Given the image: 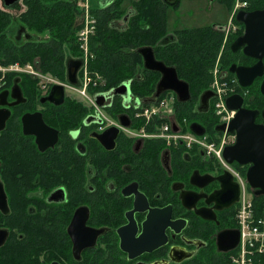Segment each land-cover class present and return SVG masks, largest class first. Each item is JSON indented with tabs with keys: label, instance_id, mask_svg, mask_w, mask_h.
<instances>
[{
	"label": "flooded vegetation",
	"instance_id": "obj_1",
	"mask_svg": "<svg viewBox=\"0 0 264 264\" xmlns=\"http://www.w3.org/2000/svg\"><path fill=\"white\" fill-rule=\"evenodd\" d=\"M1 3L8 7L20 0ZM243 3L238 10L229 9V23L235 20L239 29L236 39L245 32L244 25L236 20L237 14L264 9V0ZM229 23L195 29L211 28L225 34ZM231 47L232 54L244 55L243 49L233 52ZM226 53L221 48L217 64L222 63ZM247 59V64L239 66L257 63ZM228 72L224 79L231 81L234 91L226 99L236 94L244 97L243 107L259 111L254 122L264 126V77L243 88ZM8 75L15 74H6L0 86V94H8L0 98V115L5 118L0 130V264H185L202 253L227 254L219 248V237L225 232L239 233L240 240L243 193L251 192L253 197L248 199L254 212L253 201L264 195L257 196L258 189L247 182L252 164L228 163L224 157L225 149L238 140L228 131L236 112L230 122L224 121L216 113L213 90L206 91L214 94L207 111L200 109L202 95L197 101L200 113L215 118L213 133L199 119H179L177 101L173 116L180 122L179 130L197 140L215 144L226 135L228 144L220 157L183 140L169 144L160 138L131 136L129 128L139 127L142 120L133 118V107L124 98L113 95L103 105L97 103L101 113L69 98L66 89L63 99L50 97L54 86L40 87L41 92H37L32 79L19 78L27 74L15 76L9 86ZM16 85L21 97L14 98ZM132 99L136 102L134 108L143 105L140 99ZM120 103L123 111L110 113ZM123 116L128 118V126L122 123ZM195 124L204 134L192 131ZM223 126L224 131L217 130ZM148 141L165 146H151ZM73 234L82 249H75ZM131 234L134 240L140 238L133 259L121 247L122 238L129 239ZM146 248L153 250L143 252ZM190 254L193 256L180 263L172 260V255L180 259Z\"/></svg>",
	"mask_w": 264,
	"mask_h": 264
},
{
	"label": "trees",
	"instance_id": "obj_2",
	"mask_svg": "<svg viewBox=\"0 0 264 264\" xmlns=\"http://www.w3.org/2000/svg\"><path fill=\"white\" fill-rule=\"evenodd\" d=\"M84 1L22 0L23 5L16 13L12 10L18 3L7 7L0 2V65H31L57 81L68 82V61L80 59L83 55L78 32L82 29L83 10L80 3ZM96 1L101 4L96 8L90 2L91 14L96 23L89 42L88 69L91 76L99 78V83L89 88L91 94L112 93L122 85L129 84L132 96L149 106L161 75L145 69L139 51L153 48L156 59L175 68L179 79L189 85L191 100L182 103L176 98L179 119H199L213 133L212 121L215 118L200 113L197 101L208 91L213 80L224 34L208 28L176 31L170 35L167 20L170 6L164 0H129L128 8L124 7L126 0ZM218 1L228 6L232 2ZM15 21L19 23V35L14 40L8 30ZM31 34H35V37ZM20 39L23 41L19 42ZM232 55L234 57L225 54L221 61L224 66L234 62L236 55ZM238 59L248 60L244 55ZM23 76L32 79L37 92H41L38 80L28 75L19 78L23 79ZM14 77L7 76L9 86ZM68 97L79 100L70 94ZM115 107L110 113L123 111L121 103ZM133 111L132 108L130 112L133 114ZM147 143L165 146L161 142ZM254 205L256 217H261L264 214V196L256 197ZM230 254L211 256L202 253L185 264H227Z\"/></svg>",
	"mask_w": 264,
	"mask_h": 264
},
{
	"label": "water",
	"instance_id": "obj_3",
	"mask_svg": "<svg viewBox=\"0 0 264 264\" xmlns=\"http://www.w3.org/2000/svg\"><path fill=\"white\" fill-rule=\"evenodd\" d=\"M17 1L18 0H5L7 5L13 4ZM164 1L170 7L176 6L179 2V0ZM236 20L239 24L244 25L245 32L232 44V51L237 52L240 49H243L244 56L257 60V63L251 67L233 64L230 67L229 72L235 75L241 87L248 88L254 83L256 79L264 77V9L252 13L241 11L237 14ZM139 53L143 57L145 69L158 72L161 75V79L157 85L156 94L150 100V103H155L162 94L168 91L176 93L181 102H187L190 99L189 85L179 79L175 68L168 67L163 62H160L156 59L153 48L141 49ZM81 67L82 61H68V83L72 85H76L78 83L77 77ZM114 94L115 96L124 98L126 103H129L132 99V93L129 84H125L117 88ZM261 94L264 96V80L261 85ZM7 95V93H2L0 94V98H4ZM19 96L21 97V92L19 87L16 85L13 87V97L16 98ZM64 96V86L56 85L52 88L50 97L63 99ZM213 96L214 94L212 92H205L202 94L200 102V109L202 111H207L208 101ZM108 98V96H101L96 100L99 105H103ZM244 102V97L239 94L233 95L226 99L227 109L229 111L236 112V117L230 123L228 131L230 134H236L238 140L236 145L227 147L225 149L224 157L228 163L237 162L240 165H253L247 173V182L251 188L258 189L256 193L257 196H262L264 195V126L256 125L254 122L255 118L260 114V112L245 109L243 107ZM261 115L264 119V110L261 112ZM121 121L125 126H128L129 121L126 116L121 117ZM4 126L5 118L1 117L0 115V130ZM191 128L192 131L198 135L204 134V130L197 124L192 125ZM217 130L224 131L225 127L223 126ZM113 131L118 133L117 130ZM236 191L239 192V187L237 185ZM73 237L76 244V249V247L78 248L79 246L80 240L74 234ZM134 238V234H131L129 239L122 238L121 240V247L130 254V259L136 257V255L132 252L138 251L137 247L138 243H140V238L135 240ZM238 243L239 233L236 232H225L219 237V248L222 252H230L234 250ZM129 244H132V246H129ZM133 244L136 245V247ZM79 247L82 249L81 245ZM152 250L153 249L146 248L143 249V252H149ZM192 256L193 254L188 256L183 255L179 259L178 256L172 255V260H177V262L180 263L185 258H190Z\"/></svg>",
	"mask_w": 264,
	"mask_h": 264
},
{
	"label": "built area",
	"instance_id": "obj_4",
	"mask_svg": "<svg viewBox=\"0 0 264 264\" xmlns=\"http://www.w3.org/2000/svg\"><path fill=\"white\" fill-rule=\"evenodd\" d=\"M240 3V2H238ZM245 5H237L236 10ZM83 10L82 14V29L78 32V42L80 49L83 51L82 67L78 73V83L72 85L68 82L63 84L69 94L78 95V97L86 100L87 103L93 107L94 110L101 111L97 104V98L101 96H113V93H97L91 94L89 88L96 87L99 83L98 77L91 76L89 66V42L91 36L95 32V19L91 14L90 1L85 0L80 3ZM85 8V9H83ZM235 10V11H236ZM0 65V86L4 81L6 74H27L33 76L38 80L42 89H51L55 85H60L54 78L42 74L31 65H26L24 69L21 65L15 64L8 66ZM217 69L214 71V84L212 90L216 93V113L220 116L226 114L224 121L230 122L235 115V112L229 111L226 107V95L223 94L226 84L221 86L217 79ZM66 90V91H67ZM176 96V95H175ZM173 92L168 91L164 97H160L155 103H150L149 106L140 105L134 108L135 100L131 99L130 107L134 108L133 118L142 120L141 127L129 128L128 133L133 137L138 138H160L167 141L169 144L174 142H187L188 145L195 143L207 151L208 154H215L220 157L221 151L225 145L228 144V137L225 135L218 143H206L204 140H197L190 135H185L183 131L179 130L180 122L174 119V104L176 97ZM133 98V96H132ZM176 128V130H175ZM239 222L241 228L240 240L236 248L230 251V256L227 264H264V220L257 218L251 200L248 199L246 193H243L241 206L239 209Z\"/></svg>",
	"mask_w": 264,
	"mask_h": 264
},
{
	"label": "rangeland",
	"instance_id": "obj_5",
	"mask_svg": "<svg viewBox=\"0 0 264 264\" xmlns=\"http://www.w3.org/2000/svg\"><path fill=\"white\" fill-rule=\"evenodd\" d=\"M1 1L2 0H0V2ZM89 1L91 2V5L93 8H96V7L101 5L96 0H89ZM243 1H246V0H232L230 5L228 6L229 7L228 8L227 6L220 5L217 2V0H181V3H180L178 8H173V7L168 8L167 20H168L169 34L173 35L176 32V30L195 29V28L213 26L216 24L227 25L230 21V18H231V13H230L229 9H233V7H237L238 4L242 5ZM238 2H240V3H238ZM21 5H23L22 0H20V3L13 8L12 12L16 13L18 8L21 7ZM128 6H129V0H126L124 7L128 8ZM83 9H85V8H83ZM229 28H230V30H229ZM224 31L226 33L224 34V40H223L222 48L225 51L227 50V53L229 54V56L234 57L232 54H230L229 51H230L231 43H234L233 41L236 39L237 35L239 34V29L237 27L236 21L234 20L233 23H229V25L224 28ZM8 32H9V35L11 38H13L14 40L17 39V37L19 35V23H17L16 21L13 22V24H12L10 30H8ZM31 35L33 37H35V34H31ZM18 41L21 42V41H23V39H20ZM81 56L84 57L83 55H81ZM240 56L241 55L236 56V58H233L234 60L232 58H230L231 61L233 60L234 62L230 63L227 66H224L222 63H220V64L216 63V66L214 69H217L216 71H217L218 82L221 86H223V84H226L224 92H223L224 95L229 94L230 92L234 91L232 86H231V81L225 80L226 78L224 79V77L227 75V72L230 69V67L233 65V63L238 65V66L247 64L245 61H241L240 59H238V57H240ZM82 57L80 59H82ZM76 58H78V57H76ZM80 59H76V60L81 61ZM220 59L221 58L219 57L218 61ZM22 67L24 68L25 66H22ZM5 68L9 69L8 66H6ZM24 69H26V68H24ZM14 76H18V75L15 74ZM78 78L79 77H77V79ZM214 78H215V76H214V72H213V80L211 81L210 86H209V89H211V90H212V86H213L214 81H215ZM57 82H59L60 85L66 84V82H61L59 80ZM227 82L230 83V85ZM69 93L70 92H68V90H67L68 95H69ZM70 95L76 97L82 103H87L86 100H84L81 97H78V95L77 96L74 94H70ZM245 96H248V94H245ZM87 104L90 105V103H87ZM222 116L225 118L226 114H223ZM106 117L108 119H111L112 121H114V119H112L108 116H106ZM235 174L238 177V179H240V181H242V179L239 178L238 173H235ZM247 194H248L247 195L248 198L253 197L249 190H248ZM253 203H254V201H253ZM258 218H262L264 220V214Z\"/></svg>",
	"mask_w": 264,
	"mask_h": 264
},
{
	"label": "crops",
	"instance_id": "obj_6",
	"mask_svg": "<svg viewBox=\"0 0 264 264\" xmlns=\"http://www.w3.org/2000/svg\"><path fill=\"white\" fill-rule=\"evenodd\" d=\"M13 65H15V64H13ZM17 75H19V74H17ZM117 97H120V96H117ZM120 98H122V97H120Z\"/></svg>",
	"mask_w": 264,
	"mask_h": 264
}]
</instances>
